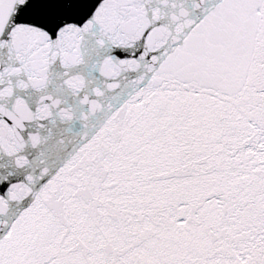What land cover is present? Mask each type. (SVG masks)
Returning <instances> with one entry per match:
<instances>
[{"label":"snow or ice","instance_id":"snow-or-ice-1","mask_svg":"<svg viewBox=\"0 0 264 264\" xmlns=\"http://www.w3.org/2000/svg\"><path fill=\"white\" fill-rule=\"evenodd\" d=\"M0 264H264V0H0Z\"/></svg>","mask_w":264,"mask_h":264}]
</instances>
